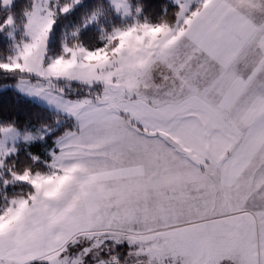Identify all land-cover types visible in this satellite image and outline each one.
<instances>
[{"label": "snow or ice", "instance_id": "obj_1", "mask_svg": "<svg viewBox=\"0 0 264 264\" xmlns=\"http://www.w3.org/2000/svg\"><path fill=\"white\" fill-rule=\"evenodd\" d=\"M0 96V264H264V0H0Z\"/></svg>", "mask_w": 264, "mask_h": 264}, {"label": "trees", "instance_id": "obj_2", "mask_svg": "<svg viewBox=\"0 0 264 264\" xmlns=\"http://www.w3.org/2000/svg\"><path fill=\"white\" fill-rule=\"evenodd\" d=\"M12 105V97L11 96H0V109L7 110ZM8 114H11L10 112ZM16 114L20 116L21 119H23L24 112L20 109L16 110Z\"/></svg>", "mask_w": 264, "mask_h": 264}]
</instances>
